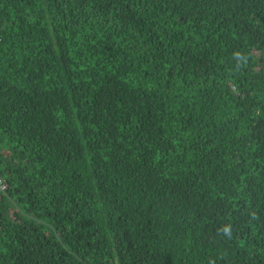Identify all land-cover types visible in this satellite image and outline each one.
<instances>
[{"label": "trees", "instance_id": "obj_1", "mask_svg": "<svg viewBox=\"0 0 264 264\" xmlns=\"http://www.w3.org/2000/svg\"><path fill=\"white\" fill-rule=\"evenodd\" d=\"M0 264H264V0H0Z\"/></svg>", "mask_w": 264, "mask_h": 264}]
</instances>
